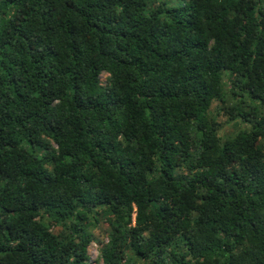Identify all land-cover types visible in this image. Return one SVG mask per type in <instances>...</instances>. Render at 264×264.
Returning a JSON list of instances; mask_svg holds the SVG:
<instances>
[{
	"label": "trees",
	"instance_id": "16d2710c",
	"mask_svg": "<svg viewBox=\"0 0 264 264\" xmlns=\"http://www.w3.org/2000/svg\"><path fill=\"white\" fill-rule=\"evenodd\" d=\"M101 217V264H264V0H0V264Z\"/></svg>",
	"mask_w": 264,
	"mask_h": 264
},
{
	"label": "rangeland",
	"instance_id": "374dc122",
	"mask_svg": "<svg viewBox=\"0 0 264 264\" xmlns=\"http://www.w3.org/2000/svg\"><path fill=\"white\" fill-rule=\"evenodd\" d=\"M219 103L214 102L211 106V113L216 119L218 123L221 124L219 135L221 137H227L235 132H237L240 128L242 129V125L236 124L234 122H227V116L221 110ZM238 125V126H237ZM53 230V227H51ZM55 229V228H54ZM108 232H109V222L106 217H101L97 227L93 231V235L96 238L92 242L89 247V255L92 264H101L100 261V248L103 244L108 242Z\"/></svg>",
	"mask_w": 264,
	"mask_h": 264
}]
</instances>
